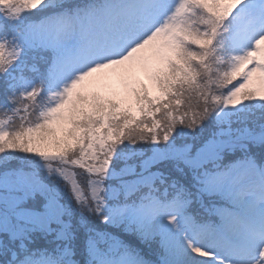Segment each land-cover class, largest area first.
<instances>
[{"label": "snow or ice", "instance_id": "snow-or-ice-1", "mask_svg": "<svg viewBox=\"0 0 264 264\" xmlns=\"http://www.w3.org/2000/svg\"><path fill=\"white\" fill-rule=\"evenodd\" d=\"M0 264H264V0H0Z\"/></svg>", "mask_w": 264, "mask_h": 264}]
</instances>
